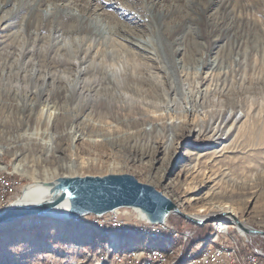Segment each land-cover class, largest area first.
<instances>
[{"label": "rangeland", "instance_id": "1", "mask_svg": "<svg viewBox=\"0 0 264 264\" xmlns=\"http://www.w3.org/2000/svg\"><path fill=\"white\" fill-rule=\"evenodd\" d=\"M2 15L0 174L129 173L195 217L264 230V0H0ZM77 219L3 225L0 264H99ZM216 221L184 249L213 243Z\"/></svg>", "mask_w": 264, "mask_h": 264}, {"label": "water", "instance_id": "2", "mask_svg": "<svg viewBox=\"0 0 264 264\" xmlns=\"http://www.w3.org/2000/svg\"><path fill=\"white\" fill-rule=\"evenodd\" d=\"M35 184H25L18 196L0 210V226L30 216L50 219H76L88 214L101 216L118 208L129 209L149 223H164L171 214L200 225L222 216L247 235L264 237V230L242 224L233 213L219 212L207 217H194L180 210L176 204L154 186L140 182L129 173L105 175L58 176L41 184L47 187L48 198L30 202L25 194Z\"/></svg>", "mask_w": 264, "mask_h": 264}, {"label": "bare ground", "instance_id": "3", "mask_svg": "<svg viewBox=\"0 0 264 264\" xmlns=\"http://www.w3.org/2000/svg\"><path fill=\"white\" fill-rule=\"evenodd\" d=\"M1 17L2 18L0 20H2V21H5L7 19L6 15H2ZM94 22H98V21L94 20ZM88 27H90V26L88 25ZM93 27H94V25H93ZM97 27H98L97 30H99L100 33L102 31H104V28H105L104 24L100 23V24H98ZM88 32H90V31H88ZM127 67L128 66H126V68ZM133 72H134V69H133ZM24 105H25V103H24ZM83 107H84V105H81V108H83ZM25 108L24 109L22 108V111H24ZM225 121H227L226 118H225ZM218 122H219V120H218ZM216 123H217V121H216ZM218 131H219L218 129H215L209 136H205L203 134L204 136L197 137L198 142L203 143V142H207L209 140V141L215 143L216 141H219L223 137V135L226 134L227 130H225V127H224V130L221 129L222 133L220 135L218 134ZM46 150H49V148H46ZM213 151H215V150H213ZM174 158L179 159V156L175 155ZM15 168L19 171H22V172H28L24 169H21L22 168L21 164H15ZM33 171H31V172H33ZM34 173L37 174V172H34ZM166 173H168V170H166L165 174ZM9 175H11V174H7V173H6V175L0 174V176H9ZM43 175H44V177H42V178H39L41 176H37L35 178V184L32 187H30L28 189V191L26 192L25 199L27 201L40 202V201H44L45 199L48 198L47 187L41 183L45 182L48 179L50 180L54 176L52 175L49 177H45L44 173H43ZM54 175L56 176L58 174H54ZM155 175H157V177H159V178L163 177L162 174L161 175L155 174ZM19 188H21V182L18 179L15 181L14 186L9 189V193L7 194V203H9L13 198L16 197L17 192H18L17 189H19ZM187 199L188 198L182 199V201L180 203H178L174 199H173V201L177 204V207L180 210L184 211L183 209H181L180 206L183 202L188 201ZM202 210H200V211H202ZM218 211H224L226 213H233V211L231 209H228V210H225V209L221 210L220 209ZM186 213L189 215H192L194 217L200 216L197 213L196 214L195 213H188V212H186ZM203 217H205V216H203ZM28 218H30V219L36 218L38 222H44V223L56 221L53 219H45V218H42V220H41V217L30 216V217L25 218V220H26L25 222H27ZM226 218H230V217L226 216ZM77 220L78 221L81 220L82 222H84L85 223L84 226H86V228L97 231L99 233V237L102 240L101 244L96 245L97 248H99V260H98L99 264H105L107 257L108 258H119L121 256H130V255H140V262L141 263L152 264V257H150V255H141V254H146V253H150V252L152 254H154L155 256L161 257V259L158 260V264H192L193 262L197 261L201 257V249L210 248L213 243H214L213 244V251L217 252V253L226 252V257L229 258V262L231 264H249V246L247 244V240L245 239V236L242 235L241 233H239V234L236 233L237 235H235V236H234V234H231V232L233 233L235 228H234V226L230 225L231 224L230 222H227L225 220H217L216 222H214L213 229H220L222 231V234H224V237H226V240L228 241L227 248H226V244L222 243V241H215L216 237H218V230H213V236L211 238L213 240L212 241L213 243H211V244L209 243L206 247L204 245L200 249L197 248V251L190 250L189 252H187V255H186V253H184L183 255H180L179 257H178V254H179V249H180V240H178L179 239V231H177L176 229H168V230H162V231L149 230L150 229V223L149 222H142L140 224V227H130V225H128V224H119V226L114 227V229H109V230L104 231L103 229H97V225L99 223L104 222V215L92 216L91 219L85 218V217H80ZM77 220H75V221H77ZM4 226H6V225H4ZM0 227H2V226H0ZM74 230H75L74 232L77 234L79 232V230H81V229L77 228ZM147 230H149V231H147ZM72 233H73V231H72ZM12 235H14L13 231H10V232L4 231V232L0 233V239H4L5 237L12 236ZM191 238H192V236H187V238L182 241V248H184L185 242ZM171 240H174V242H172ZM92 241H93V239H92ZM207 241H208V239H207ZM203 243L204 242H200L198 244H195V246L196 247L201 246V244H203ZM135 244H138V246H135ZM83 246L86 247L87 245H83ZM83 246H82V249H84ZM189 249H193V247H191ZM84 255H86V253ZM184 257H186V259ZM81 261H82V259H81ZM125 264H132V263H125Z\"/></svg>", "mask_w": 264, "mask_h": 264}, {"label": "built area", "instance_id": "4", "mask_svg": "<svg viewBox=\"0 0 264 264\" xmlns=\"http://www.w3.org/2000/svg\"><path fill=\"white\" fill-rule=\"evenodd\" d=\"M18 180L13 175L9 176H0V210L6 207L9 203H7V194L9 193V189L14 186L15 181ZM93 214H88L82 217L91 219ZM142 222H146L140 219L135 213L131 212L129 209L119 208L115 209L111 212H107L104 214V222L99 223L97 225V229L109 230L114 229V227L119 226V224H128L130 227H140ZM168 229H176L179 231V239L180 240V249L179 254L183 255L186 251L194 250V249H184L182 248V241L187 238V236H197V225L192 224L190 226H177L174 223L170 222L169 219L164 223H150L149 230H168ZM147 230V231H149ZM218 230V237H216L215 241H222V243L227 244L228 241L222 231L220 229H211ZM242 235L245 236L247 240V244L249 246V264H264V245L262 242V236L258 235H247L242 230H238ZM214 244V243H213ZM213 244L210 248L201 249V257L193 262L192 264H231L229 262V258L226 257V252L217 253L213 251ZM141 255H150L152 257V264H158V260L161 257L155 256L154 254L146 253ZM144 264L140 262V255H130V256H121L119 258H106L105 264Z\"/></svg>", "mask_w": 264, "mask_h": 264}, {"label": "crops", "instance_id": "5", "mask_svg": "<svg viewBox=\"0 0 264 264\" xmlns=\"http://www.w3.org/2000/svg\"><path fill=\"white\" fill-rule=\"evenodd\" d=\"M262 242H263V239H262ZM264 243V242H263Z\"/></svg>", "mask_w": 264, "mask_h": 264}]
</instances>
